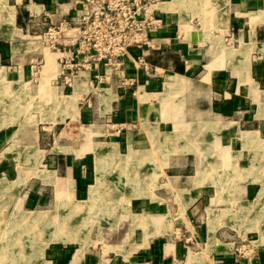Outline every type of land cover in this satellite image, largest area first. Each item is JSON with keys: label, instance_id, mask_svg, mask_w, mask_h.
<instances>
[{"label": "crops", "instance_id": "1", "mask_svg": "<svg viewBox=\"0 0 264 264\" xmlns=\"http://www.w3.org/2000/svg\"><path fill=\"white\" fill-rule=\"evenodd\" d=\"M81 1L7 0V4L14 7V20L12 25L0 26V63L8 61L6 54L15 53L25 37H42L41 44L49 49L44 55V72L39 83L33 85L32 96L52 105V99L73 91L76 76L79 77L76 82L88 77L89 91L80 93L77 98L76 122L79 126L85 118L90 121L86 125L91 126H95L96 121L100 122L97 126L110 122L115 131L109 135L117 139L112 141L111 148H118L120 152L121 146H126L128 151L124 155L131 159L156 157L144 125H152L161 134L173 130L174 124L180 121L215 124L218 130L206 129L203 134V141L212 142L211 156L196 152L168 154L163 172L156 170L163 185L153 189V197L130 199V213L141 215L145 220L127 228L123 248L107 245L110 248L106 246L105 250L102 245L98 249L88 244L82 250L80 244L75 247L68 243L49 244L44 252L45 264H210L209 261L211 264H244L245 259L240 260L241 255L236 254V250L238 242L247 238L242 246L251 250L255 248L253 242L259 241L256 253L259 256L252 261L259 264V260L264 259V236L251 240L253 236L248 234L253 229L242 234L235 226L223 223L210 232V220L213 211L225 209L233 213L238 208L235 202L213 203L218 187L211 180V168L229 169L234 159L241 169L250 170L253 147L245 143L243 133L257 132L258 137L264 139V0H160L161 3L171 2V7L163 9L159 2L152 7L163 23L150 33V43L144 47L147 67L136 61L142 51L130 47L119 67H105L100 61L96 66L86 65L77 73L65 69V78L61 68L71 47L60 46L56 50L46 38L49 28H44V32L41 28L63 18L69 21L64 36L77 35L76 18L81 13ZM34 41L38 42L31 39ZM239 48L241 53L233 57H225L223 53V49ZM48 54H56L57 74L50 77L47 84L55 91L40 90L43 76L50 72L46 62ZM5 69L0 66V75L6 76ZM177 77L181 82L176 83ZM22 79L19 74L17 82ZM167 82L172 86L167 87ZM69 118L66 116L57 123L47 122L55 125ZM30 125L14 123L0 127V173L5 174L9 160L14 158L12 154L21 158L19 150L12 147L16 139L20 147H33L40 157L38 163L47 158L51 162L49 168L44 169L36 163L21 190L36 177L50 179L45 184L52 186L57 201L70 196L77 199L85 192L88 195L89 185L84 189L83 159L79 160L82 156L78 157L68 145L52 147L60 149L56 153L39 155L35 147L40 135ZM250 171L254 175L232 186L233 200L253 203L261 187L256 179L264 173V168L256 166ZM175 190L184 194L183 216ZM150 218L157 220L150 221ZM243 218L250 221L252 217ZM223 227L237 235L221 230ZM196 239L201 241L198 243ZM4 264H8L7 259Z\"/></svg>", "mask_w": 264, "mask_h": 264}, {"label": "rangeland", "instance_id": "2", "mask_svg": "<svg viewBox=\"0 0 264 264\" xmlns=\"http://www.w3.org/2000/svg\"><path fill=\"white\" fill-rule=\"evenodd\" d=\"M13 20L14 7L9 6L7 0H0V26L12 25ZM54 22L53 24L43 25L41 32H44V28L47 30L50 27L59 26L61 23L65 24V22L68 23L69 21L62 18ZM76 26L78 25L76 24ZM62 37H64V34ZM31 39H37L38 42L34 41V44ZM47 39L49 40V38ZM42 41V37L23 38L20 47L16 48L15 53L11 51L6 54L5 59L8 61L0 63V66H5L7 73V77L4 74L0 75V127L6 124L18 123L22 125L23 123H30V127L40 135L35 149L41 156L48 154L50 151L55 153L60 151L59 148L51 149L54 146H72L76 155L78 157L82 156L79 160L83 159L84 189L89 185L88 195L85 192L77 199L70 196L57 201V196L52 193V186L45 184L50 179L44 180L36 177H32L29 183L21 190L33 171L34 165L39 162L40 157L37 156L32 146L20 147L17 145L16 139H14L12 147L15 150H19L21 158H16L15 154H12L14 158L12 157L13 159L9 160L5 174L0 173V257H2L0 264H4L6 259L8 264L12 262H10L12 258L10 240L17 241V245H19V240L21 242L23 240V251L25 252L20 255L15 254L17 258H20V263L18 262L19 259L16 258L17 260H15L14 258L12 264H45V249L49 244L55 243L72 244L71 247L77 246L75 244H80V249L82 250L88 244L89 247L96 246L98 249L102 245V249L105 250L107 245H117V247L123 248V244L127 241L125 235L127 228L131 224L140 225L145 220L141 215L130 213V199L146 195L153 197V189L163 185L159 182L160 175L156 173V170L163 172L168 154L173 152H192L183 147L186 141L192 139L195 142L193 146L197 149V153L210 154L211 156L213 150L212 142L203 141V134L206 129L213 132L218 130L215 124L180 121L174 124L173 130L161 134L157 133L152 125H144L152 141L153 149L154 151L156 150V157L153 159L128 158L124 155L128 151L126 146H121L120 152L118 148L116 150L111 148L112 141H117V139L109 135V133L115 131V128H111L110 122L104 121L103 126H97V123L100 124L97 121L93 123L95 126L86 125L90 123L86 118L81 120L84 124L81 123L80 126L76 122L78 118L77 98L80 93L89 91L88 77L82 78L81 85L82 83L83 85L82 87L80 86V91H75L77 89L75 79L73 91L70 94L61 95V98L59 96L58 99H52V105L37 99L36 96H32L34 95L33 85L39 83L45 69L44 55L49 53L46 44H41ZM223 53L225 57H233L241 53V48L233 51L223 49ZM55 57L56 54L47 55L46 62L50 72L43 76L42 86L40 87L42 91L56 90L53 87L49 88L47 85L49 78L57 74ZM19 74L22 75L23 81L17 82ZM176 80L179 83L178 77ZM169 83L167 82L165 85L169 87ZM66 116L71 119H66L62 123L55 125L47 122H61ZM88 130L93 131L92 136L85 134L84 131ZM99 133H104V136H99ZM163 136L166 137L165 139L168 140V143H162L164 140ZM243 137L245 143L253 147V159L251 160L253 164L250 170H254L256 166L264 168V139L259 138L257 132L243 133ZM104 142L111 143L105 144ZM82 145H84V150H82ZM173 145H176L177 149H170ZM85 149L92 151L93 154ZM31 163L33 164L32 166L30 165ZM50 163L47 158L42 163H38V165H41L40 167L44 169V167L49 168ZM231 164L229 169L215 170L211 168V180L218 187L217 200L213 203L220 201L235 202L238 208L233 213L225 209L218 212L213 211V217L210 220V232H213L219 223H223L235 226L242 234L253 229L248 234V236H253L251 240L257 239L260 235L263 237L264 173H260L261 177L256 179L261 183V187L254 196L253 203L247 204L245 201H235L231 195L232 186L236 182L246 181L247 176L254 174L250 170L241 169L234 159L231 160ZM16 179H19L18 181L20 182ZM91 187L94 189L92 193L90 191ZM225 192L228 194H225ZM183 195V191L175 190L181 216H183L185 210L182 204ZM34 214H39V217L36 221L33 220V222L35 221L33 223L29 221V216ZM245 216H251L252 218L250 221H244L243 217ZM150 219V221L157 220L155 218ZM59 220L66 223L65 226L68 228L69 233L73 235L74 240L67 242L64 237H53L41 251L40 243L49 237L50 232L52 233L54 230L52 223ZM28 228L29 231H27ZM226 229L232 231L234 235L236 234L235 231L228 227H223L221 230ZM131 233L132 229L129 234ZM237 238L241 240L243 237L241 239L240 237ZM247 239L240 243L238 242L236 254L241 255V257H238L240 260L245 259L244 264H252L253 259L259 256V254H256L259 241L253 242L255 248L251 250L250 247L242 246L247 243ZM196 240L198 243L201 241L199 239ZM107 247L108 249L110 248L109 246ZM115 250H118V248H115ZM209 263L211 264L210 261ZM259 264H264L263 258L259 260Z\"/></svg>", "mask_w": 264, "mask_h": 264}, {"label": "built area", "instance_id": "3", "mask_svg": "<svg viewBox=\"0 0 264 264\" xmlns=\"http://www.w3.org/2000/svg\"><path fill=\"white\" fill-rule=\"evenodd\" d=\"M160 0H82L81 13L76 18L79 31L75 36L62 37L68 23L50 27L46 32L50 44L58 50L60 46L71 47L70 55L61 68L77 73L91 63L96 66H120L130 47L140 49L136 58L146 66L144 47L150 43V33L163 23L154 13L153 5ZM60 39V40H59ZM99 79V78H98ZM132 84V82H130Z\"/></svg>", "mask_w": 264, "mask_h": 264}, {"label": "bare ground", "instance_id": "4", "mask_svg": "<svg viewBox=\"0 0 264 264\" xmlns=\"http://www.w3.org/2000/svg\"><path fill=\"white\" fill-rule=\"evenodd\" d=\"M174 1H176V2H180L181 0H174ZM159 3H161V2H159ZM158 3V4H159ZM157 3H156V5H158ZM160 5V7L161 8H163V9H169L170 7H171V2H167V3H161V4H159ZM51 62V61H50ZM76 78H79L78 76H76L75 78H74V80L76 79ZM180 79V78H179ZM183 80V79H182ZM179 82H181V80L179 81ZM73 83H74V81H73ZM177 83V82H176ZM76 86H77V89L75 90V91H80V89H81V82H76V84H75ZM172 86V83H169V87H171ZM85 132V134L87 135V136H89V135H91L92 134V130H88V131H84ZM199 133V132H198ZM182 134V133H181ZM180 134V135H181ZM164 137V136H163ZM166 137H164V140L162 141V143L163 142H165V144L166 143H168V140H166L165 139ZM160 143V142H159ZM193 144H195V142H193L192 141V139L191 140H188V141H186V143L184 144V146L183 147H185V148H187V150H189V151H192V152H195L197 149L193 146ZM169 148V147H168ZM176 148V145L174 146H172V148H170V149H172V150H174ZM177 149V148H176ZM156 151V150H155ZM154 151V152H155ZM153 152V153H154ZM162 153V152H161ZM196 153H197V151H196ZM160 154V153H159ZM162 156V155H161ZM148 159V158H147ZM155 162V161H154ZM17 180V179H16ZM19 180V179H18ZM17 180V181H18ZM21 181H22V179H21ZM18 182H20V181H18ZM140 184V183H139ZM16 187V186H15ZM90 191H91V193L94 191V189H92V187H91V189H90ZM213 200V202H215L217 199L216 198H214V199H212ZM93 201V200H92ZM60 202H61V200H60ZM59 202V203H60ZM87 203V202H86ZM39 214H34V215H32V216H29V221H31V222H33V220H35L36 221V219L39 217L38 216ZM23 218V217H22ZM41 218V217H40ZM44 218V217H43ZM42 219V218H41ZM56 219V218H55ZM46 220V219H45ZM34 221V222H35ZM54 221V220H53ZM33 222V223H34ZM44 223V222H43ZM46 223V222H45ZM48 223V222H47ZM65 224L66 223H64L63 221H61V220H59L58 222H53L52 223V226H53V231H52V233L50 232V234H49V237H47V238H45L44 240H42V242L40 243V245H41V251L43 250V248H44V246H45V244H47V242L49 241V240H51L53 237H57V238H62V237H64L66 240H67V242L68 241H73L74 240V238H73V235L71 234V233H69V231H68V228H66V226H65ZM38 225V224H37ZM40 225V224H39ZM42 226V225H41ZM33 227H34V225H33ZM49 227H50V225H49ZM33 229V228H32ZM51 229V228H50ZM27 231H29V228H28V230ZM56 234V235H55ZM14 237V236H13ZM13 237H11V238H13ZM64 241V240H63ZM19 245H17V241H13V240H10V248H11V251H12V253H11V260H10V262H11V264L13 263V261H14V258H15V260H17V259H19L18 260V262L20 263V258L18 257H16V255L15 254H23V253H25L24 251H23V248H24V241L22 240V242H21V240H19V243H18ZM17 246V247H16ZM15 247V248H14ZM14 248V249H13ZM82 253V252H81ZM15 255V256H14ZM77 257V256H76ZM17 258V259H16ZM1 260H2V257H0V262H1Z\"/></svg>", "mask_w": 264, "mask_h": 264}]
</instances>
